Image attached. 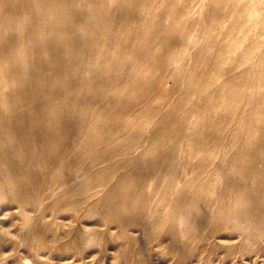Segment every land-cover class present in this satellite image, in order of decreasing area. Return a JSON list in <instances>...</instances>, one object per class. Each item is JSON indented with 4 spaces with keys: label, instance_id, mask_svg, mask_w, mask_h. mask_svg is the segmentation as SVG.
<instances>
[{
    "label": "rangeland",
    "instance_id": "1",
    "mask_svg": "<svg viewBox=\"0 0 264 264\" xmlns=\"http://www.w3.org/2000/svg\"><path fill=\"white\" fill-rule=\"evenodd\" d=\"M261 28L264 0H0V52L23 38L12 53L25 59V83L0 75V92L27 93L0 98V264H264V105H247L264 99ZM40 38L56 48L42 55ZM48 98L76 105L72 126L91 112L51 148L26 116ZM127 175L132 197L117 212Z\"/></svg>",
    "mask_w": 264,
    "mask_h": 264
},
{
    "label": "bare ground",
    "instance_id": "2",
    "mask_svg": "<svg viewBox=\"0 0 264 264\" xmlns=\"http://www.w3.org/2000/svg\"><path fill=\"white\" fill-rule=\"evenodd\" d=\"M48 23L50 24V22H47L46 21V23H45L46 26L45 27H47L49 29L52 28L51 29L52 31L54 30L56 32H62L64 30L57 23H55V24L58 25L57 27H56L55 24L53 26L47 25ZM259 30H260V33L261 34L262 33L264 34V28H261ZM35 32L36 33H39V31L36 30V29H35ZM104 32H105V29H104ZM22 39L23 38H20V41L19 42L15 43V44H10L7 47V50L6 51L9 52V53H4L2 51L0 52V60H9L12 64H14V67L11 68V69H9V70H4L3 68H0V75L2 76V78L4 80H8L9 82H11L13 84L20 83L21 85H22V82L25 83V76H22L19 73L18 69L15 68V66L17 67L18 64L23 65V63H25V59H22L21 57H19L17 55H14L12 52H15V50H17L18 48H21L23 46L21 44V42H22L21 40ZM38 42H39V44H38L39 51L38 52H40L42 55H46L49 51L52 50V48H54V49L56 48L55 47L56 45H54V46L51 47L49 44H47L43 40V38H40V40ZM57 43H61L60 42V39H57ZM258 44H259V42H258ZM4 49H5V47H4ZM248 49H250V48H247L242 53V57H243V60L245 62H246V60L248 62L249 59H251V54H253ZM62 50H64V49H62V47H57V51H56L57 54L55 56L61 59V56L59 54H60V51H62ZM257 51L260 54L259 64H264V46H261V43L258 46ZM110 55H112V53ZM94 56L95 57H92L91 60H96L97 61V59L99 58L98 55L96 54ZM109 62H111V63L114 62V64H116L117 61L115 60V58L110 57ZM64 64L70 65V62L64 60ZM104 65L108 69L109 64H104ZM21 67H23V66H21ZM42 67L43 66H41V68ZM82 69L85 70V71H87V72H89L90 71V66H88V65L85 64V65H83ZM250 71L251 70H249V69L244 70L243 71L244 76H248ZM52 73L53 74H57V75H64V76L69 75L67 70H59L58 68H53L52 69ZM259 78H261V76H259ZM263 78H264V76L258 82V85H257V89L258 90L261 89V87L264 86L263 83H260ZM54 79H55V77L48 76V80L49 81H53ZM127 81H128V78L125 79L122 76H117L116 77L115 83L116 84H120V87H118V89H117V93H120V92H123L124 91V89H125V87L127 85H123L122 86V84H124ZM81 84H82V82L80 81V83H76L75 86L78 85L80 87ZM25 86L26 87L29 86L28 88H30L31 86H34L36 88H40L41 87V86L39 87L35 83L34 84L33 83L31 84L30 82H27V81H26ZM47 90L49 92H55V91H57V92H60L63 96H69V97H71L73 99V101H76L77 100V98L74 97V96H72L71 95V92L68 91L67 88H65V87L64 88H61L59 90H55L51 86V87L47 88ZM25 93H26V90L25 89L24 90L22 89L19 92H17V91L15 92V91H12V90H7L6 93L0 92V98L3 101H7L9 99L8 102H10L11 100L15 102L16 99L17 100H21V99L27 97V95H26L27 93L26 94ZM41 103L43 105L47 106V109L48 110L46 109L45 113H41L39 110L32 108V109L26 111V116H27V119L30 121L29 122L30 128L35 132L36 137L42 140V142L45 144V146L47 148H51L52 146H56L57 145L58 139H61L63 137V135L61 136L59 134V132H58V131H61L62 129L64 130V133L65 134L68 133V131H74V130H75V133L76 132L79 133L81 131H84L85 128L83 126V123L90 116L91 112H88V111L81 112L80 118H79L81 125L72 126V124H71L72 115H70V113H73L74 114V111L76 109V105L75 104H72V105H70L68 107H66L65 105H63L61 103H58L57 105H55L49 98L48 99L41 100ZM260 103L264 105V99H259V100H256V101L248 100V104L247 105H249V106L251 105L252 107L256 108V106H258ZM23 114H24V112L18 111L17 108H15L12 105L11 108L9 109V111H8V116H7V120H8L7 127L10 129L9 130L10 138H12L14 141H16L18 143V145L20 144L21 146L25 144L24 143L25 137H24V135H22V131H23L22 123H23V116H24ZM0 115H1V112H0ZM53 117L55 118V120L54 121H51L53 119ZM94 117H95V119L96 118L98 119L99 117H101V115L100 114H95ZM91 118H92V116H91ZM39 119L41 121L44 120L43 121V124H40L38 122ZM1 125L2 124H0V127H1ZM0 130H1V128H0ZM85 131H87V133H88V132H90V129L89 128H86ZM164 132H166V130ZM1 135H2V133L0 131V136ZM154 138L155 139H159L160 136L155 135ZM153 148H154V144H151V145H149L146 148V151L147 152H151V150H153ZM172 148H173V152H172L173 158L178 157L179 153L177 154V149H176V147L173 144H172V146H171L170 149H172ZM165 154L166 153L164 152V150H161L159 152V155L161 156V160H162L161 161V164L162 165H164L166 163V161L169 160L168 159L169 157L165 156ZM127 179H128V175L122 177V179L120 181H118L114 185V190L117 191V193L116 194H113V196H111V197H112V200L114 201L115 210L117 212H119L120 210H122L126 199H129V198L132 197L131 196V193L126 189V183L125 182L127 181Z\"/></svg>",
    "mask_w": 264,
    "mask_h": 264
}]
</instances>
